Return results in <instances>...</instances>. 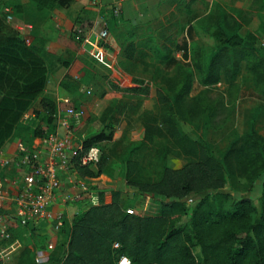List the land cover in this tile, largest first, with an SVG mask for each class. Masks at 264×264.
I'll list each match as a JSON object with an SVG mask.
<instances>
[{
	"label": "trees",
	"instance_id": "16d2710c",
	"mask_svg": "<svg viewBox=\"0 0 264 264\" xmlns=\"http://www.w3.org/2000/svg\"><path fill=\"white\" fill-rule=\"evenodd\" d=\"M30 1L44 12L70 3V0ZM9 4L16 13H22L24 5L20 1ZM220 9L222 4L216 3L207 15L210 24L223 37L217 50L208 52L192 43L190 49L186 40L176 44V48L183 50L184 58L192 61L203 86L215 85L223 78L233 82L241 69V61H245L254 84L264 92V56L255 48V35H241L239 30L244 23L225 11L219 12ZM193 30V25L187 29L191 41ZM170 39L159 45L151 37L143 48L134 41L125 43L121 51L126 58L124 67L129 64L137 67L139 63L146 67L178 63L172 54L174 41ZM44 51L43 40L37 34L32 44H27L14 29L7 28L0 15V150L18 129L26 131L25 141L56 130L57 101L46 93L49 69L43 59ZM60 85L74 91H81L83 86L68 74ZM192 85L191 73L181 66L174 75L164 76L162 84L156 87L158 110H144L143 137L133 141L122 155L104 151L105 142L114 141L113 125L108 121L114 109L112 103L101 116L111 130L103 128L83 140V148L75 159L79 175L113 177L117 160L125 162L128 185L142 195L134 204L135 212L128 211L120 190H114L108 202L103 201L101 191L99 204L86 207L72 221L65 219L58 233L66 235L65 245H60L63 249H58L59 246L51 252L48 262L37 263L31 247L24 246L17 264H50L51 261L116 264L121 254L129 256L134 264H264V182L259 206L249 197L233 200L230 192L223 191L229 181L237 187L240 178L253 186L264 173V135L252 119L250 130L232 140L222 158L217 157L207 144L184 133L178 125L177 119L194 124L197 115L209 121L218 112L220 101L207 99L204 92L191 97ZM113 86L125 93L136 94L140 90V87ZM37 101L41 110L33 112L40 121L22 122L24 114ZM170 137L178 154L187 161L180 167L171 166L168 159L174 149L167 145L157 152L161 162L157 176L145 177L135 154L158 138ZM96 145L102 150L99 160L81 165L82 155ZM146 194L156 197L150 212L142 213L138 210L144 208ZM191 197L197 200L189 205ZM186 214L189 220L181 222ZM25 231V227L13 228L10 241ZM116 241L120 242V248L113 247Z\"/></svg>",
	"mask_w": 264,
	"mask_h": 264
},
{
	"label": "rangeland",
	"instance_id": "374dc122",
	"mask_svg": "<svg viewBox=\"0 0 264 264\" xmlns=\"http://www.w3.org/2000/svg\"><path fill=\"white\" fill-rule=\"evenodd\" d=\"M11 1L13 0H0V15L4 17L8 29H14L20 39H23L27 44H32L35 40V35L42 28V24L50 25L51 15L54 14L52 13L53 10L48 12L40 11L30 0H17L24 5L23 11L19 15L10 7L11 5L9 3ZM89 1L87 0L88 3ZM210 1L200 0L199 3L202 5V8H207L209 7ZM221 1L222 9L219 12L225 11L232 16L238 17L244 23L239 30L240 34L247 37L254 34L255 48L261 56H264V11L261 10L263 0ZM72 2L73 0H70L69 4ZM92 4L95 5L94 3ZM6 6L12 9V17L10 18L8 17L10 12L1 11ZM83 10L90 15L85 16L84 19L76 17L75 26L81 23H89L94 15L95 9L91 8L89 4L83 5ZM74 11L76 10L72 8L71 12H69L70 15ZM208 14L201 16L202 19H199L194 24V30L192 31L194 40L192 41H190L189 34H187V23H184L182 26L178 25V23L173 24L174 26L168 30V33H172L169 35L171 37L170 40L174 41L172 54L179 60L178 63H174L173 65L157 63V66L148 67L143 64H138L137 67L129 64L126 68H129L132 72L128 71L129 73L131 72V75L125 76L127 78L126 81L125 78H118L119 74L117 72H109L106 67L107 64H114L121 70L122 62L119 59L116 60V63H113L106 58L105 61L107 64H105L96 56L86 50H80L79 46H75L65 39H63V43L60 45L52 47V52L48 50L44 51L43 59L45 60L46 67L49 69V81L47 83L46 93L53 96L57 103L64 106L72 105L85 109L84 116L72 120L77 139L84 140L90 138L96 132L107 128L101 120V116L112 103L114 104V109L108 121L112 122L113 125L114 141L105 142L104 151L114 153L118 156L122 155L132 145L131 143L133 141L140 140L143 137L144 127L141 117L144 110H158L159 105L157 102L156 87L162 84V78L164 76L174 75L176 71H179L180 66L191 73L193 81L190 92L191 97L196 96L200 92H204L207 99L220 101L218 112L209 121L198 115L195 117L194 124L177 119L180 129L184 133H189L194 138L200 139L219 158H222L224 151L232 140L250 130L252 119L255 120L256 128L264 135V92L254 84L252 73L247 70L245 61H241V69L233 82H229L226 78H223L217 84L207 87L200 83L198 73L192 66V61L185 59L184 51L176 48V44L183 43L185 40L190 49L192 43L208 52L215 51L222 45L223 37L219 35V30L210 24L207 18ZM29 24L32 25L30 26ZM112 24L110 26L111 30L117 31L116 23ZM25 25L27 28L22 29L21 27ZM70 31L72 32L73 28ZM119 41H121L120 38ZM161 43L159 41L157 44L160 45ZM59 46L65 50L60 52ZM108 58L112 57L108 56ZM68 69L71 72L65 74V71ZM67 74L75 81L90 86L92 92L87 93L79 89L74 91L71 88L62 87L60 82ZM60 78L61 81L59 82ZM121 81L123 82V86H121ZM114 84L120 87H140V90L136 94L125 93L122 90H117L113 86ZM147 90H149L148 93L146 92ZM104 92L105 94L103 96ZM34 110H41L38 101L30 112L34 113ZM107 130H111V128L108 127ZM24 135H26V131L24 129H18L13 137L7 141L2 150L6 152L14 151L17 143L24 140ZM167 145L174 149V154L169 155L168 159L171 166L180 167L187 161L186 158L178 154L172 137L167 139L158 138L154 143L142 148L135 154V157L141 162V173L145 177L155 178L157 176L158 169L161 165L157 152ZM125 167V162L117 160L115 175L113 177L109 176L110 178L106 176L100 177L99 189L103 191L102 199L105 202L110 201L111 194L114 190H120L126 207L133 209L135 212L136 208L134 204L142 195L134 187L128 185L125 177ZM10 175L13 179L17 177L13 170L10 171ZM263 182L264 173L256 180L253 186H248L246 180L240 178L237 187L233 186L229 181L223 191L230 192L233 195V200L234 198L249 197L259 206ZM155 197L152 194H146L145 206L138 211L142 213L150 212V207ZM195 200L197 199H194L192 202L188 201V204L191 205ZM76 204L80 210L79 212L85 207L83 206L85 204L82 202H77ZM3 213L7 215L8 211L3 210ZM188 220L189 215L186 214L182 217L181 222H187ZM12 223L13 228L16 229L17 226L14 222ZM42 223L44 222L42 221ZM47 224L45 226L40 224V227L44 226L48 228ZM65 241V234H42L35 232L30 234L29 229L26 228L25 232L19 233L10 241L7 246V251L11 256H14L13 261H11L13 262L12 264H17L18 256L24 246L31 247L34 257L36 251H45L48 249L50 251L57 250L60 245H65ZM51 244L53 245L52 247H50ZM62 246L58 249H63ZM197 249L199 250V248ZM50 264L57 263L51 261Z\"/></svg>",
	"mask_w": 264,
	"mask_h": 264
},
{
	"label": "built area",
	"instance_id": "2783aa9c",
	"mask_svg": "<svg viewBox=\"0 0 264 264\" xmlns=\"http://www.w3.org/2000/svg\"><path fill=\"white\" fill-rule=\"evenodd\" d=\"M92 3L98 8L93 24L89 28L76 27L74 34L84 50L107 64L105 59L112 56L114 48L111 31L101 13L100 0H92ZM120 11V8H116V14ZM8 17H12L11 13ZM81 91L92 92L87 86H82ZM84 113L83 107L57 103L55 131L37 136L33 141H19L14 151L0 150V209L8 211L7 215L0 212V264H6L11 258L7 246L12 238V222L29 231L48 223V228L58 234L66 218L63 211L54 209L56 204L82 201L88 207L101 202L100 193L91 183L94 177H81L75 168V159L84 142L77 139L72 120L84 116ZM35 118V113L27 112L22 122L28 123ZM35 120L36 124L40 121ZM100 155L101 149L93 146L82 155L80 164L95 163ZM11 170L17 175L14 179L10 175ZM193 200L191 197L188 201ZM128 211L134 212L133 209ZM120 246L118 241L113 244L114 248ZM51 252L49 249L40 251L36 255L37 263H46ZM116 264L134 263L129 256L121 254Z\"/></svg>",
	"mask_w": 264,
	"mask_h": 264
},
{
	"label": "crops",
	"instance_id": "0c3cea01",
	"mask_svg": "<svg viewBox=\"0 0 264 264\" xmlns=\"http://www.w3.org/2000/svg\"><path fill=\"white\" fill-rule=\"evenodd\" d=\"M100 2L102 4L101 13L104 15L103 18L105 21H107L109 28L111 26V23H116L117 31H111L110 28L112 44L114 48L111 56L113 59L108 58V61L116 63V60L119 59V61L122 62V68L120 70V68L118 69L114 64H107L106 67L108 68L109 72H117L119 74L118 78H125V76L131 75V72L129 73V70L124 67L126 58L125 56L121 55V51L125 43L134 41L139 48H143L146 45L147 39L151 37L156 38L157 43H159V41L166 42L168 37L171 38L169 35H171L172 33H168V30L171 29L172 26H174L173 24L178 23V25L182 26L184 23H187V30L190 25L194 26L196 21L202 19L201 16L210 13V11L214 7V3L222 4L221 0H211L209 2V7L202 8V5L199 3L200 0H100ZM85 4H89L91 8L95 9L94 15L92 16V19L89 23H81L75 26L76 17H78L79 19H84L85 16L90 15L87 14L85 10H83V5ZM261 6V10L264 11V0ZM72 8L76 10L73 12V14L75 13V15H70L69 13L71 12ZM116 8H120L121 11L119 14H116ZM1 11L11 13L12 9H10L9 6H6ZM52 13L54 14L51 15L52 17L50 16V25L45 23L42 24V28L39 29V32H37L39 38L43 40L44 50L52 52L51 48L60 45L61 43H63V39H65L67 41H70L71 44L79 46V49L84 51L80 42L77 41L74 37V28L78 26H82L84 28L89 27L92 20H94L98 15L97 6L93 5L91 0L89 1V3L87 2V0H73V2L66 7L55 8ZM29 25L31 26L32 24ZM71 28H73V31L69 32ZM119 38L121 39V41H119ZM59 47L60 52L65 50H63L61 46ZM69 72L71 71H69L68 69L67 71H65V74ZM126 80L127 78H125V81ZM60 81L61 78L59 79V82ZM84 84L85 83H83V86H87L88 88H90V86ZM121 86H123L122 81ZM96 146L99 147V145ZM99 148L101 149V147ZM102 176L110 178L107 174H102L98 177H94L91 180L94 188L97 189L99 193L101 192V189H99V179ZM77 202L82 201H76L69 204H56L54 206V209L63 211L65 214V218L69 221H72L74 216L80 211L76 204ZM82 203L84 204V202ZM85 208L86 206L83 209ZM29 232L30 234H32L33 232L42 234H57L50 228H45L44 226H41L39 228H36V230H32ZM9 243L10 242H8V245ZM39 252L40 251H36V255ZM13 257L14 256H11L10 260H8L6 264H12L13 262L11 261H13Z\"/></svg>",
	"mask_w": 264,
	"mask_h": 264
}]
</instances>
